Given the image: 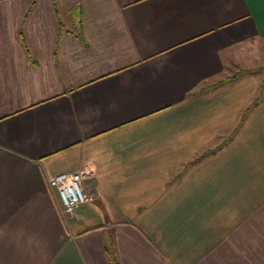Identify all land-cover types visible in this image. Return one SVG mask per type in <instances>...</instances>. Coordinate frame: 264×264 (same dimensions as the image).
<instances>
[{
    "label": "crops",
    "instance_id": "0c3cea01",
    "mask_svg": "<svg viewBox=\"0 0 264 264\" xmlns=\"http://www.w3.org/2000/svg\"><path fill=\"white\" fill-rule=\"evenodd\" d=\"M32 1L0 0V264H264V0Z\"/></svg>",
    "mask_w": 264,
    "mask_h": 264
},
{
    "label": "built area",
    "instance_id": "2783aa9c",
    "mask_svg": "<svg viewBox=\"0 0 264 264\" xmlns=\"http://www.w3.org/2000/svg\"><path fill=\"white\" fill-rule=\"evenodd\" d=\"M49 187L54 190L62 203V210L72 214L76 207L88 200L82 184V174L58 172L47 178Z\"/></svg>",
    "mask_w": 264,
    "mask_h": 264
},
{
    "label": "trees",
    "instance_id": "16d2710c",
    "mask_svg": "<svg viewBox=\"0 0 264 264\" xmlns=\"http://www.w3.org/2000/svg\"><path fill=\"white\" fill-rule=\"evenodd\" d=\"M35 2V0L32 1L31 5L29 6L28 9L31 8V6L33 5V3ZM21 36H23L22 34V31H21ZM107 253L109 255V259L111 261V264H120L117 257H116V254H115V251L113 248H111L110 246L107 248Z\"/></svg>",
    "mask_w": 264,
    "mask_h": 264
},
{
    "label": "rangeland",
    "instance_id": "374dc122",
    "mask_svg": "<svg viewBox=\"0 0 264 264\" xmlns=\"http://www.w3.org/2000/svg\"><path fill=\"white\" fill-rule=\"evenodd\" d=\"M18 34H19V35H21V33H20V32H18ZM24 42L26 43V41H25V40H24ZM258 64H259V63H258Z\"/></svg>",
    "mask_w": 264,
    "mask_h": 264
}]
</instances>
